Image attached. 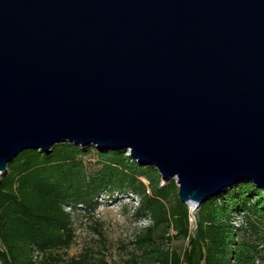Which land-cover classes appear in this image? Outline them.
I'll list each match as a JSON object with an SVG mask.
<instances>
[{"label": "water", "instance_id": "water-1", "mask_svg": "<svg viewBox=\"0 0 264 264\" xmlns=\"http://www.w3.org/2000/svg\"><path fill=\"white\" fill-rule=\"evenodd\" d=\"M65 143L264 197V0H0V175Z\"/></svg>", "mask_w": 264, "mask_h": 264}, {"label": "trees", "instance_id": "trees-1", "mask_svg": "<svg viewBox=\"0 0 264 264\" xmlns=\"http://www.w3.org/2000/svg\"><path fill=\"white\" fill-rule=\"evenodd\" d=\"M91 155L94 169L86 161ZM114 192L137 197L136 216L149 220L123 264H264V197L253 182L210 197L193 212L192 226L174 180L163 182L157 169L139 166L127 151L71 143L49 154L23 150L0 175V264H107L91 250L68 251L75 217L84 210L93 219L97 196Z\"/></svg>", "mask_w": 264, "mask_h": 264}, {"label": "rangeland", "instance_id": "rangeland-1", "mask_svg": "<svg viewBox=\"0 0 264 264\" xmlns=\"http://www.w3.org/2000/svg\"><path fill=\"white\" fill-rule=\"evenodd\" d=\"M96 160L97 157L93 155L86 160L90 169L98 166ZM121 197L123 196L120 192H114L112 195L99 194L93 219L86 217L84 210H81L74 219L76 241L70 247L69 255L91 250L94 259L103 257L107 264H123V261L129 258L133 251L130 241L138 230L149 224V220L136 216L135 199L127 195ZM98 230L101 233L97 232ZM173 245L180 246L179 248L183 246L180 241Z\"/></svg>", "mask_w": 264, "mask_h": 264}, {"label": "built area", "instance_id": "built-area-1", "mask_svg": "<svg viewBox=\"0 0 264 264\" xmlns=\"http://www.w3.org/2000/svg\"><path fill=\"white\" fill-rule=\"evenodd\" d=\"M147 192H149V190L147 191ZM122 195V194H121ZM123 197H124V195H122ZM127 196H129V197H131V198H133V199H135L134 201V205H137L138 204V199H137V197H133V196H131L130 194H127ZM123 197H121V198H123ZM125 197H126V195H125ZM128 198V197H127ZM193 212H194V210H191V217H190V222H191V225L192 226H194L195 225V216H194V214H193ZM192 218H193V220H192ZM192 222H193V224H192Z\"/></svg>", "mask_w": 264, "mask_h": 264}]
</instances>
